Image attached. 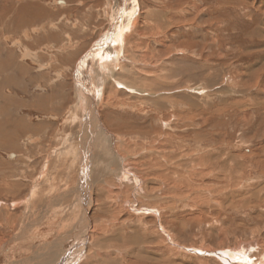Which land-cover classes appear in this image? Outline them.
Here are the masks:
<instances>
[{
    "label": "rangeland",
    "instance_id": "obj_1",
    "mask_svg": "<svg viewBox=\"0 0 264 264\" xmlns=\"http://www.w3.org/2000/svg\"><path fill=\"white\" fill-rule=\"evenodd\" d=\"M58 1L0 0V264H189L202 250L218 264L238 243L257 244L264 264V0L126 1L123 71L100 87L89 72L95 115L77 68L114 25L115 1ZM114 146L149 195L114 186ZM142 205L168 214L142 218Z\"/></svg>",
    "mask_w": 264,
    "mask_h": 264
},
{
    "label": "bare ground",
    "instance_id": "obj_2",
    "mask_svg": "<svg viewBox=\"0 0 264 264\" xmlns=\"http://www.w3.org/2000/svg\"><path fill=\"white\" fill-rule=\"evenodd\" d=\"M115 1V13H114V15L112 16V19H110V20H113L114 21V25L113 26H111V30L109 31V33L107 34L106 33V35H104V40H102L101 41V43L102 44H100L99 45V49L97 50V52H94V53H92L91 55H88L85 59L83 58V60L81 61V63L78 65V70H77V85H78V87H77V93H78V96L80 97V98H82V100H84L85 102H87L88 104H86L85 106L88 108V110H89V113L90 114H94L95 115V111H94V103H96V100H95V96H92L93 98L91 99V98H89L90 96H88V98H85V96H84V94L85 93H87V94H89L90 92H94V89L95 88H97V86H101V82L103 81V79H101V78H105V77H107V76H111L112 74H110V73H114L115 75H116V73H118V72H116L117 70H122V67H121V65H118V62H122L123 60H124V58H122V55H123V52L124 53H126L127 51L124 49V51H123V45H124V42H126V33H125V31L126 32H128L127 33V35H129V33L131 34V32H132V29H133V24H132V22H128L125 26H124V24L122 25V28L120 29V27H118V25H116V23L118 22V20H120V18H121V15H122V13H123V8L125 9V7L128 5H125L127 2L126 1H128V0H114ZM125 5V6H124ZM134 5H136V4H134ZM131 8V7H130ZM134 8V7H133ZM131 10V9H130ZM130 13V12H129ZM132 13V12H131ZM135 14H133L132 16H134ZM123 22H124V19H123ZM34 30V29H33ZM32 30V31H33ZM39 30H41V29H38L37 31H39ZM26 31V30H25ZM34 32V31H33ZM35 32H36V30H35ZM26 33V32H25ZM27 34V33H26ZM30 36V35H29ZM109 36H111V39H112V43H110L111 44V46L110 47H108L109 49H107V50H104V52H102V49L105 47V45H106V43L108 42V40H109ZM32 37V36H31ZM25 38H27V37H25ZM110 42V41H109ZM126 44V43H125ZM98 45V44H97ZM48 50V47H44V48H41V51H42V53H44V52H46ZM98 51H100L101 52V54H100V52L98 53ZM28 56H30V55H28ZM126 56V55H125ZM50 58L49 59H51V61H55V57H53V56H49ZM34 58V57H33ZM48 58V57H47ZM101 58V59H100ZM36 59V58H35ZM101 60H102V62H101ZM126 61V60H125ZM124 67V66H123ZM92 69H95V70H97L98 71V75L96 74V76L95 77H98V79L96 78V80L97 81H99V83L97 84V86H96V83H95V85H93V88L91 89V90H89V85H90V83H89V78H90V76H93V74L91 75V73H89L90 71H92ZM101 69H103V72L101 71ZM115 69H117L116 71H115ZM123 71V70H122ZM120 73V72H119ZM114 75V76H115ZM117 76H118V74H117ZM94 77V76H93ZM87 84V85H86ZM91 84H92V81H91ZM104 85V84H103ZM100 89V88H99ZM96 92H97V95L96 96H99V93L101 92H99L98 90H96ZM95 93V92H94ZM103 96H105V95H103ZM110 98V97H109ZM108 99V98H107ZM80 101V100H79ZM78 101V102H79ZM110 101V100H109ZM108 101V102H109ZM81 102V101H80ZM83 102V101H82ZM100 102H102V99L99 101V103ZM105 102V101H104ZM103 102V104H105V103H108V102H105L104 103ZM84 103V102H83ZM110 103V102H109ZM108 103V104H109ZM112 103V102H111ZM85 104V103H84ZM90 105H91V107H92V109L90 108ZM93 105V106H92ZM83 107V106H82ZM91 109V110H90ZM96 110V109H95ZM97 111V110H96ZM86 113V112H85ZM86 115V114H85ZM91 118H92V116H91ZM97 118V117H96ZM88 119V118H87ZM94 119H95V117H94ZM99 119V118H98ZM85 121H86V125H87V121L88 120H86V118H85ZM96 120H94V122H95ZM98 123V122H97ZM97 123H94V130H97V128L99 129L100 128V126H98V124ZM89 124V123H88ZM90 125V124H89ZM97 125V126H96ZM91 126V125H90ZM89 127V126H88ZM92 128H93V125H92ZM90 130V129H89ZM105 130V129H104ZM94 133V132H93ZM107 134V133H106ZM109 135V134H108ZM111 140V142H110V145H113L114 143H115V140H113V139H110ZM122 142V141H121ZM117 144V143H116ZM111 148V147H110ZM113 149V150H112ZM111 153L112 154H114V156H115V159L116 158H118V161H119V168H118V172H117V174H118V177H120V179H118V182L117 183H115L116 185H114V186H116V187H119V183H120V186H121V188H126V187H128V186H132L131 188L132 189H135L136 188V194L139 192L140 194H145V196L146 195H149L148 194V189L147 188H145V178L143 177V175L142 174H140V172H137V170H136V172H130V171H128V170H126V169H124V170H126V171H123V166H124V162H123V160H122V156H121V154L120 153H118L116 150H115V146L113 147V148H111ZM96 153V152H95ZM125 157V156H124ZM186 159V158H185ZM101 161H103V160H100L99 162L101 163ZM115 161V160H114ZM98 162V163H99ZM110 162V161H109ZM109 162H105V163H109ZM95 163V162H94ZM103 163H104V161H103ZM128 163V162H127ZM131 163V162H130ZM129 163V164H130ZM100 166L99 167H101V164H99ZM107 165H109V164H107ZM200 165V164H199ZM204 165V164H203ZM122 166V167H121ZM98 167V168H99ZM108 167V166H107ZM102 169L104 168V167H101ZM209 168V167H208ZM105 169V168H104ZM130 169V168H129ZM121 170H122V172H121ZM44 172V171H43ZM105 172V171H104ZM106 173V172H105ZM111 173V172H110ZM109 173V174H110ZM96 174V173H95ZM108 174V175H109ZM116 174V173H115ZM117 174H116V176H117ZM102 175V174H101ZM42 176V175H41ZM109 177H110V175H109ZM108 178V177H107ZM111 178V177H110ZM115 178H117V177H115ZM93 180V179H92ZM42 184V183H41ZM110 184V183H109ZM148 184V183H147ZM112 185V184H111ZM173 185V184H172ZM8 187V186H7ZM173 188V189H172ZM176 188V185H175V187L174 186H169V187H166V189L165 190H162V194H161V196L160 197H165L166 199H167V196L169 195V193L170 192H176V190H174ZM55 189V188H54ZM192 189V188H191ZM40 189H39V187H36V188H34L33 189V191H32V196H34V197H32V198H35V196L36 197H38V192H40L39 191ZM48 190V189H47ZM124 190V189H123ZM84 191V190H83ZM129 191V190H128ZM165 191V192H164ZM41 193V192H40ZM135 194V195H136ZM89 197V196H88ZM167 203V202H166ZM79 204H81V203H79ZM167 205V204H166ZM169 205V204H168ZM126 207H127V209H128V211L130 212V210H131V207H133V204H131V203H129V202H126ZM86 208V207H85ZM168 208V207H167ZM111 209V208H110ZM135 211H137L139 214H140V217H142L143 218V216L142 215H146V214H151V215H155V217H156V219L158 220V222L160 223L161 222V219L162 218H165V216H167V214H168V212H167V210L165 209V210H163V209H160V208H150V206H144V205H142V206H139V207H137L136 209H135ZM7 217V216H6ZM83 217V216H82ZM40 218V217H39ZM86 218V217H85ZM6 219V218H5ZM8 220V219H7ZM81 220V219H80ZM83 221V220H82ZM10 221H8V223H9ZM49 222V221H48ZM55 222V219L53 218L48 224H53ZM88 224H89V222H87ZM82 224H84L83 222H82ZM78 225V224H77ZM159 226L161 225V224H158ZM56 226V225H55ZM84 226V225H83ZM46 227H48V226H46ZM160 227H162V228H160L159 230H161V234L163 233V234H165V236H166V239L168 238V242H170L171 243V240H172V238L170 237V235H169V233L166 231V229H165V227L164 226H160ZM83 228V227H82ZM111 228V227H110ZM87 230V229H86ZM96 230H99V229H96ZM143 230V229H142ZM156 230H157V228H156ZM156 230L154 229L153 230V232H152V235H150L149 234V236L152 238V236L155 238V236L157 235V232H156ZM99 231H102V229H100ZM144 231V230H143ZM143 231H142V234H146L145 232L143 233ZM75 232H77V230L75 231ZM83 232V231H82ZM85 232V231H84ZM88 233V232H87ZM93 233V232H92ZM101 233V232H100ZM75 234V233H74ZM86 234V233H85ZM162 234V235H163ZM83 235V234H82ZM95 235V234H94ZM158 235H160V234H158ZM71 236V235H70ZM88 236V235H87ZM105 236V235H104ZM148 236V235H147ZM75 237H76V234H75ZM135 236H133V238H134ZM137 237V236H136ZM19 238V237H18ZM101 238V237H100ZM105 238V237H104ZM131 238V237H130ZM129 237H128V239H127V242L126 243H129V244H131V243H133L134 244V242H135V239H130ZM17 239V238H16ZM67 239V238H66ZM94 239V241H95V244L96 245H98V246H103V245H101V244H103V243H100V241L102 240H99L98 238H96V237H94L93 238ZM169 239H170V241H169ZM63 240V239H62ZM65 240V239H64ZM81 240V239H80ZM139 240V239H138ZM163 240V239H162ZM103 241H107V242H109V241H111V240H108L107 238L106 239H103L102 240V242ZM125 241V240H124ZM123 241V242H124ZM144 241V240H143ZM14 242V241H13ZM59 242H60V240H59ZM117 242V241H116ZM121 242V241H120ZM10 243V242H9ZM52 243V242H51ZM64 243V242H63ZM106 243V242H105ZM119 243V242H118ZM122 243V242H121ZM120 243V244H121ZM132 244V245H133ZM139 244V243H138ZM56 245V244H55ZM61 245H64V244H61ZM68 245V244H67ZM71 248H73V244H72V242H71ZM94 245V244H93ZM170 245V244H169ZM173 245V244H172ZM252 245V249H251V251H249L250 249V246ZM257 246V247H259L257 244H242V243H238V246H235L234 248H232V249H234L233 251H226V252H222V250H221V253H219V256H214L215 258H216V260L218 261L217 263L218 264H248V263H252L251 261H252V259L251 258H254L255 256H254V254H253V257L252 256H250V255H252L251 253L255 250V252H256V249H257V247H255V246ZM46 246V245H45ZM54 246V245H53ZM133 247H134V245H133ZM167 247V246H166ZM7 248V247H6ZM5 248V249H6ZM58 248V247H57ZM56 248V249H57ZM66 248V247H65ZM97 248V247H96ZM237 248V249H236ZM77 249V248H76ZM84 249V248H83ZM89 249V248H88ZM97 249H99V248H97ZM203 249V248H202ZM241 249H244V252H239V253H234L235 252V250H237V251H240ZM43 250V249H42ZM46 250V249H45ZM81 250H82V248H81ZM94 251H95V249H93ZM100 250V249H99ZM156 250V249H155ZM158 250V249H157ZM156 250V251H157ZM160 250V249H159ZM180 250V249H179ZM57 251V250H56ZM148 251V250H147ZM164 251L166 252V253H169L170 251H169V249L168 248H165L164 249ZM171 251H172V249H171ZM202 251H204V252H207L208 254L211 252V251H208V250H202ZM258 251V250H257ZM261 251V250H260ZM40 252H42V251H40ZM39 252V253H40ZM52 252V251H51ZM86 252V251H85ZM102 252V251H101ZM106 252V251H105ZM204 252H200L199 251V256L198 255H194V257L196 258V260L195 261H193V260H190V262H189V264H207V263H205V262H203L206 258L205 257H200V255L202 256L203 254L205 255V254H207V253H204ZM213 252V251H212ZM54 253H55V251H54ZM142 253V252H141ZM214 253V252H213ZM74 254V253H73ZM110 254V253H109ZM113 254V253H112ZM140 254V253H139ZM159 254V253H158ZM165 254V253H164ZM94 255H95V259H97L96 257L98 256V254H97V252H96V254L94 253ZM123 255V254H122ZM178 255H180V254H178ZM79 256H80V254H78V255H74V257L72 256V258H70V257H66V259L67 258H69L68 259V261L66 262V264H74V263H77V259L79 258ZM87 256H89V255H87ZM174 256V255H173ZM180 256H182V255H180ZM211 256V255H210ZM258 256V255H257ZM256 256V260H257V262H253V264H260V261L262 260V258H261V256L259 255L258 257ZM45 257V256H44ZM92 257V256H91ZM99 257V256H98ZM110 257V256H109ZM164 257V256H163ZM166 257V256H165ZM37 258H39V256L37 257ZM56 258V257H55ZM117 258V257H116ZM145 258L146 257H144L143 259L145 260ZM45 259V258H44ZM52 259V258H51ZM64 259V258H63ZM120 260H119V264H123V263H121L122 262V260L121 259H123L122 257L121 258H119ZM53 260V259H52ZM51 260V261H52ZM65 260V259H64ZM112 261H109V260H107L106 262H105V264H118V262L117 261H115V260H113V259H111ZM162 260V259H161ZM181 260V259H180ZM203 260V261H202ZM36 261V260H35ZM39 261H41V258H40V260ZM48 261V260H47ZM61 260H59L58 259V262H60ZM172 261V260H171ZM182 261H183V259H182ZM27 262V261H26ZM42 262V261H41ZM46 262V261H45ZM57 262V261H56ZM57 262V263H58ZM96 262V261H95ZM124 262V261H123ZM168 262L169 261H166V264H168ZM173 262V261H172ZM32 263H34V262H32ZM37 263H38V261H37ZM65 263V262H64ZM263 263V262H262ZM42 264H43V262H42ZM46 264H48V263H46ZM56 264V263H55ZM59 264V263H58ZM101 264V263H100ZM173 264H174V262H173ZM181 264V263H180ZM184 264V263H183ZM185 264H187V263H185Z\"/></svg>",
    "mask_w": 264,
    "mask_h": 264
},
{
    "label": "flooded vegetation",
    "instance_id": "obj_3",
    "mask_svg": "<svg viewBox=\"0 0 264 264\" xmlns=\"http://www.w3.org/2000/svg\"><path fill=\"white\" fill-rule=\"evenodd\" d=\"M58 3H60V4H62V5H64L65 4V2L63 1V0H61V1H58ZM72 15V14H71ZM71 15H68L67 16V18H69V17H71ZM44 48V47H43Z\"/></svg>",
    "mask_w": 264,
    "mask_h": 264
}]
</instances>
